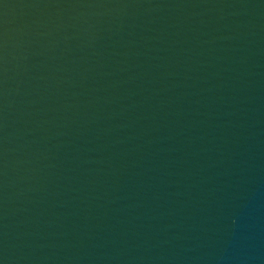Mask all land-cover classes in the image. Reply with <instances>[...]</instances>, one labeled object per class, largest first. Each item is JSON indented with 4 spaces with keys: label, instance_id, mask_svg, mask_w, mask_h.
I'll list each match as a JSON object with an SVG mask.
<instances>
[{
    "label": "water",
    "instance_id": "95a60500",
    "mask_svg": "<svg viewBox=\"0 0 264 264\" xmlns=\"http://www.w3.org/2000/svg\"><path fill=\"white\" fill-rule=\"evenodd\" d=\"M0 264H264V0H0Z\"/></svg>",
    "mask_w": 264,
    "mask_h": 264
}]
</instances>
